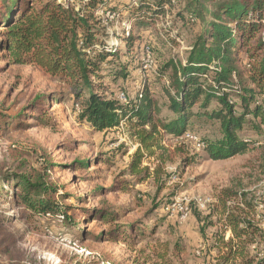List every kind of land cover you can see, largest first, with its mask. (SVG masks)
Returning <instances> with one entry per match:
<instances>
[{"label": "rangeland", "instance_id": "rangeland-1", "mask_svg": "<svg viewBox=\"0 0 264 264\" xmlns=\"http://www.w3.org/2000/svg\"><path fill=\"white\" fill-rule=\"evenodd\" d=\"M139 1H99L96 15L107 32L103 40L107 49L119 48L121 52L112 64L103 65L102 81L112 97L122 103L141 96L147 88L160 106V116L171 119L174 115L166 106L167 90L175 93L171 85L174 67L187 62L200 24L188 16V3L193 0H171L164 5L162 14L150 12L154 22L145 19L140 23L132 14ZM157 1L149 3L155 6ZM130 34L135 36L134 43L127 47L124 38ZM129 48L133 53L127 59ZM127 60L132 65L126 77L109 75L111 68ZM36 94L58 98L53 107L49 106L52 125L42 127L28 117L26 128H1L0 171L48 169L47 173L59 185L55 196L64 209L56 214L36 215L23 207L14 209L7 205L6 212L16 217L0 230V264H219L218 251L211 245L222 224L209 213L219 190L234 177H243L249 184L246 189L256 204V220L261 226L264 224V126L261 133L249 128L239 132L253 142L247 154L221 161L197 158L186 166L185 158L205 154L203 149H197L195 138L201 142L203 136H220L219 123L192 117L185 133L178 138L159 129L162 135L157 137L171 156V160L161 163L160 151L148 155L125 120L98 131L79 117L80 107L66 83L53 79L35 65H14L0 59V111L10 115L11 121H22L21 109ZM197 109L198 105L193 111ZM29 113L25 109L24 115ZM70 145L71 150L63 149ZM139 148L144 154L141 166L151 172L144 180L128 171ZM76 158L88 165L79 166ZM159 165L160 179L156 182L152 175ZM124 180L129 182V191L116 190ZM59 194L67 195L60 198ZM106 207L118 213V223L139 221L148 229L155 228V233L149 234L147 229L146 237L137 239L132 246L107 239L105 234L98 239L116 222L104 224L98 218L91 219L89 213ZM194 212L201 214V220ZM159 217L164 218L154 227ZM210 220L215 224L208 225ZM229 236L226 231L225 238ZM176 244L183 247L179 255L174 254Z\"/></svg>", "mask_w": 264, "mask_h": 264}, {"label": "trees", "instance_id": "trees-1", "mask_svg": "<svg viewBox=\"0 0 264 264\" xmlns=\"http://www.w3.org/2000/svg\"><path fill=\"white\" fill-rule=\"evenodd\" d=\"M99 1L0 0V59L14 65H35L53 79L66 83L80 107L79 117L98 131L118 126L125 120L148 155L160 151L161 163L171 160V156L157 137L162 135L159 129L165 135L178 138L185 133L192 117L219 123L220 136L200 138L205 154L185 158L184 165H190L197 158L221 161L247 154L253 142L239 132L249 128L261 133L264 126V0L188 3V16L199 22L201 30L191 45L187 62L174 67L171 85L175 93L167 90L166 106L174 115L171 119L160 116V106L147 88L141 96L128 97L122 103L112 97L102 81L103 65L112 64L121 52L119 48L107 49V42L103 40L107 32L102 19L96 15ZM170 1L158 0L154 6L149 0H141L133 8V17L140 23L145 19L154 22L152 13L162 14L164 5ZM134 38L131 34L124 38L127 47L133 46ZM128 51L127 59L133 53L130 48ZM131 65L130 60L122 62L111 68L109 75L126 77ZM56 100L54 96L36 94L21 109L22 121L17 118L11 121L10 115L0 111V129L26 128L28 117L35 119L39 126H51L49 106L53 107ZM197 105V111H193ZM25 109L30 113L24 115ZM63 147L71 150L73 146ZM143 156L141 149H137L128 167L129 173L140 180L151 176L148 167L141 166ZM75 163L83 168L88 165L78 158ZM160 165L152 175L156 182L160 179ZM47 170L0 171V203L6 205H0V230L16 217L6 212L7 205L14 209L23 207L36 215L62 212L63 204L55 196L59 185ZM128 183L124 180L115 189L128 192ZM248 185L243 177L232 178L219 190L211 206L209 216L215 215L217 223L222 224L211 245L218 251L219 264H264V228L256 220V204L249 197ZM65 195L59 194V197L65 198ZM194 213L201 220V214ZM89 217L98 218L104 224L116 222L98 239L105 234L107 239L132 246L137 239L146 237L147 225L139 221L120 224L118 213L110 207L92 211ZM163 218H157L154 227ZM207 223L215 224L211 220ZM226 231L230 232L228 238H225ZM148 233L154 234L155 228H149ZM182 251L183 247L176 244L174 254Z\"/></svg>", "mask_w": 264, "mask_h": 264}, {"label": "built area", "instance_id": "built-area-1", "mask_svg": "<svg viewBox=\"0 0 264 264\" xmlns=\"http://www.w3.org/2000/svg\"><path fill=\"white\" fill-rule=\"evenodd\" d=\"M121 100H122V98H121ZM195 140H196V147H197V149L198 150L203 149V145L201 144L200 140H198L196 138H195Z\"/></svg>", "mask_w": 264, "mask_h": 264}, {"label": "crops", "instance_id": "crops-1", "mask_svg": "<svg viewBox=\"0 0 264 264\" xmlns=\"http://www.w3.org/2000/svg\"><path fill=\"white\" fill-rule=\"evenodd\" d=\"M262 227H264V224H262Z\"/></svg>", "mask_w": 264, "mask_h": 264}]
</instances>
